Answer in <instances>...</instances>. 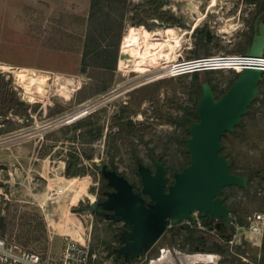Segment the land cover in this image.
<instances>
[{"label": "rangeland", "instance_id": "obj_1", "mask_svg": "<svg viewBox=\"0 0 264 264\" xmlns=\"http://www.w3.org/2000/svg\"><path fill=\"white\" fill-rule=\"evenodd\" d=\"M189 3L0 0V215L6 239L38 251L48 245L56 250L67 233L95 251L92 264H247L259 258L260 243L241 235L239 244L229 246L200 219L182 222L188 227L179 233L166 228L139 257L114 258L109 249L117 245L121 222L87 207L90 196L96 199L110 188L96 160L114 165L129 180L136 179L138 161L153 168V156L166 165L168 178L187 163L186 126L195 119L200 82L208 80L219 95L236 72L220 68L156 78L160 66L170 57L235 53L216 64L239 68L236 56L264 5L259 0ZM260 16L264 20V12ZM24 67L44 71L42 97L23 92ZM57 74L71 79L67 90H57ZM258 85L246 113L220 137L230 170L248 176L246 187L228 184L222 191L243 226L252 211L264 212V82ZM83 103L89 113L61 120ZM189 235L202 236V244L192 243ZM216 244L224 251L214 249Z\"/></svg>", "mask_w": 264, "mask_h": 264}, {"label": "water", "instance_id": "obj_2", "mask_svg": "<svg viewBox=\"0 0 264 264\" xmlns=\"http://www.w3.org/2000/svg\"><path fill=\"white\" fill-rule=\"evenodd\" d=\"M263 12L264 8L254 21L250 41L242 52L245 55L263 53ZM204 34L208 37L207 29ZM122 56L118 53V57ZM261 77L259 67L245 66L219 95L213 92L208 80L200 82L193 111L195 119L187 124L188 135L184 139L188 161L173 170L170 178L165 174L166 165L155 156L151 158L153 170L141 161L136 163L138 188H133V182L114 165L94 161L112 189L105 192L103 199L90 200L87 207L104 218L121 222V243L113 247L116 256L131 259L144 254L168 226H182L184 220L194 222V210L206 218L210 228L228 237L223 229L231 227L228 212L232 206L224 200L223 187H246L248 176L230 170V160L220 151V137L234 129L257 97Z\"/></svg>", "mask_w": 264, "mask_h": 264}, {"label": "built area", "instance_id": "obj_3", "mask_svg": "<svg viewBox=\"0 0 264 264\" xmlns=\"http://www.w3.org/2000/svg\"><path fill=\"white\" fill-rule=\"evenodd\" d=\"M241 54L242 57H245V54ZM212 57L213 53L175 58L177 59L175 60V63L183 66L179 69L181 71L172 74L171 66L164 65V67H160L158 77H170L197 70H212L220 68L234 69L235 72H238L245 66L242 65L239 69H235L230 66L213 67L210 64H207V60ZM253 57L255 64H252L251 66L259 67L261 74H264V53L254 55ZM90 109L91 108L88 103H83L64 114L61 117V120L64 122L76 120L89 113ZM192 213L195 216V221L193 223L197 222V224H199L198 211L194 210ZM228 215L231 227L226 230L228 237H223L227 245L231 246L239 244L241 242V235L242 238H248L252 243L259 245L264 228L263 211H252L246 216L247 222L244 226L243 224H239L237 222L234 215L231 214V211L228 212ZM183 222L189 223L190 221L184 220ZM229 229H231V231H228ZM21 245L22 244H19L16 240L6 239L2 231H0V264H92L96 258L95 251L91 250L88 243L79 241L67 233L61 234V241L56 250H52L49 245L44 251L34 250ZM239 256L242 257L241 255ZM247 264H264V260L260 261L258 258Z\"/></svg>", "mask_w": 264, "mask_h": 264}, {"label": "bare ground", "instance_id": "obj_4", "mask_svg": "<svg viewBox=\"0 0 264 264\" xmlns=\"http://www.w3.org/2000/svg\"><path fill=\"white\" fill-rule=\"evenodd\" d=\"M189 1L190 0H187L188 3H189ZM191 6H192V4L190 5V3H189V7H191ZM233 54H235V53H213V57L207 60V64H210L213 67H220L219 64H216V61H218L217 59L220 58L219 61H222V62L226 61L225 59H223V57L228 58L229 60H232V58L235 56ZM230 55H233V56H230ZM253 56L254 55H247L246 54L245 57H242V54H239L236 57L240 58V67H241L242 65L251 66L252 64H255L253 61V59H254ZM175 60H177V59H175V57H170L169 59L167 58V63L164 64L167 66H171L172 74L180 72L181 70H179V69H181L183 67L181 65L176 64ZM164 65L160 66V67H164ZM233 68H235V67H233ZM239 68H235V69H239ZM156 78H159V77L156 76ZM70 80L71 79L65 75L57 74L56 78L54 80L56 87H57V90L58 91H60L61 89L67 90L68 84L70 83ZM45 81H46V75H45L44 71L37 70L34 68H30V67H28V68L24 67L23 68V75L20 79V83H21L23 92L26 93L27 95H29L31 97H36V98L42 97L44 95V93L46 92ZM58 188H61V187L59 186ZM78 197H79V194H77L73 198H71L69 204H74L77 201ZM93 199H94V197L90 196V200H93ZM78 240L82 241L81 239H78ZM200 257H198V258H200ZM209 257L211 258V256H208V258ZM202 259L203 260L207 259V256L202 258Z\"/></svg>", "mask_w": 264, "mask_h": 264}, {"label": "trees", "instance_id": "obj_5", "mask_svg": "<svg viewBox=\"0 0 264 264\" xmlns=\"http://www.w3.org/2000/svg\"><path fill=\"white\" fill-rule=\"evenodd\" d=\"M93 1H95V0H90V3H93ZM254 1H258V0H254ZM259 1H261V3L262 4H264V0H259ZM263 8H264V5H263ZM262 10V9H261ZM260 10V11H261ZM139 34H136L135 36H138ZM250 38H251V36H250ZM250 38H248V40H247V44H248V42L250 41ZM199 42H202V37H199V40H198ZM244 51V50H243ZM238 53H242V52H238ZM263 53H264V49H263ZM114 55V54H113ZM107 56V55H106ZM108 57V56H107ZM106 57V58H107ZM113 62H114V60L112 59V65H113ZM204 72H207V71H210V70H208V69H205V70H203ZM193 73H196V71H193ZM236 75V74H235ZM235 77V76H234ZM233 77V78H234ZM232 78V79H233ZM231 79V80H232ZM260 82H264V77H261V79H260ZM211 85V84H210ZM212 87V86H211ZM194 113V112H193ZM66 165H68V161H66ZM99 167V166H98ZM99 171H100V169H99ZM199 219H200V221L202 222V224H207V225H209V223L206 221V218L205 217H203V216H200L199 215ZM237 221H238V223L239 224H243V222L240 220V219H237ZM185 227H188V225L186 224V223H183L182 224V226H179V225H170V226H168L167 228H169L173 233H179L180 231H181V228H185ZM223 231H226V228H224L223 229ZM187 239L188 240H190L192 243H194V244H202V242H203V237L202 236H196V237H192V235H189V236H187ZM215 248L214 249H216V250H218V251H220V252H222V251H224V249H223V247L221 246V245H218V244H216L215 246H214ZM260 249H261V255H259V260L260 261H263L264 260V228H263V233H262V237H261V241H260ZM109 252L110 253H112L113 255H114V258H118V256H116L115 255V252L113 251V249L112 248H110L109 249ZM120 258L121 259H123V260H126V261H128V260H132V259H130V258H128V257H126V258H122L121 256H120Z\"/></svg>", "mask_w": 264, "mask_h": 264}, {"label": "flooded vegetation", "instance_id": "obj_6", "mask_svg": "<svg viewBox=\"0 0 264 264\" xmlns=\"http://www.w3.org/2000/svg\"><path fill=\"white\" fill-rule=\"evenodd\" d=\"M151 170H153V168H151ZM137 180H138V177L136 176V179L135 180H131L132 182H133V188H138V184H137ZM112 188H111V186H110V188L109 189H106V190H103V194L100 196V197H98V198H96V199H93V200H95L96 202L98 201V200H101V199H103L104 197H105V192L106 191H108V190H111ZM92 212H94V211H92ZM96 213V212H95ZM97 214H99V213H97ZM100 215V214H99ZM102 216V215H101ZM198 216H199V213H198ZM103 217V216H102ZM116 232H115V238H116V240H117V245H119L121 242L119 241V239H118V232H119V230H120V228L122 227V224H119V225H116ZM228 228H226V230H227ZM114 247V246H113ZM113 247H112V249H113Z\"/></svg>", "mask_w": 264, "mask_h": 264}, {"label": "crops", "instance_id": "obj_7", "mask_svg": "<svg viewBox=\"0 0 264 264\" xmlns=\"http://www.w3.org/2000/svg\"><path fill=\"white\" fill-rule=\"evenodd\" d=\"M55 227H60V225L59 226H55ZM247 237V236H246Z\"/></svg>", "mask_w": 264, "mask_h": 264}]
</instances>
